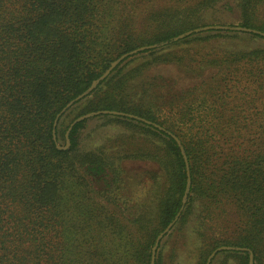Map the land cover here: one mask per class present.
I'll return each instance as SVG.
<instances>
[{"label": "trees", "instance_id": "obj_1", "mask_svg": "<svg viewBox=\"0 0 264 264\" xmlns=\"http://www.w3.org/2000/svg\"><path fill=\"white\" fill-rule=\"evenodd\" d=\"M263 3L0 0V264H150L154 239L174 220L184 194L174 228L184 224L197 201L209 215L230 208L237 218L230 241L216 237L198 247L196 264H205L221 245L253 254L261 249L264 45L199 60L226 76H207V70L206 76L190 77L186 69L181 75V66L193 69L194 58L185 62L161 51L174 42L219 36L264 40V19L257 15ZM223 6L239 9L238 25L205 22ZM204 26L212 27L179 38ZM151 44L162 49L141 50L87 92L111 60ZM232 69L239 74L228 76ZM82 92L89 96L61 114L53 128L57 113ZM100 109L130 113L160 127L125 116L96 117L142 144L139 156L152 168L149 178L156 186L145 193L137 213L119 196L120 169L104 145L82 144L87 118L72 125L67 148L57 147L74 118ZM94 171L103 173L99 178L106 188L91 187ZM99 198L103 203L95 202ZM240 253L247 264V253ZM159 260L157 254L154 264Z\"/></svg>", "mask_w": 264, "mask_h": 264}, {"label": "rangeland", "instance_id": "obj_2", "mask_svg": "<svg viewBox=\"0 0 264 264\" xmlns=\"http://www.w3.org/2000/svg\"><path fill=\"white\" fill-rule=\"evenodd\" d=\"M257 15L259 16V18L264 19V3L258 6ZM241 19V14L237 7L232 6L229 8L223 6L219 7L218 11L213 12L209 17H206L205 22L231 23L238 25L241 22ZM203 32L204 31H200V33ZM195 34L198 33L190 34L182 38L190 37ZM174 43L171 44L168 49L160 46L164 50L161 52H170L171 55L186 58L185 62L190 61V56L194 58V60L191 61V66L193 69L181 66L178 71L179 74L183 75V70L186 69L187 74L185 76L190 77L206 76L205 72L207 70L210 71L207 76H210L211 74H215L214 76H226L223 75L221 71L219 73H216L217 70L211 66V69L209 70V66L205 67L204 62H199V60L201 59L203 61H206L208 58L216 56V53L224 54L240 49H251L253 47L262 46L264 45V40L260 38L251 39L248 36L242 35L240 37L219 36L216 38L208 39L206 41L200 40L199 42L198 40H192L188 43ZM160 47H153L149 49H162ZM140 52L141 51H138L137 53L131 54L126 58L122 59L120 62L117 63L116 66H114V68L108 73L107 76L115 72L117 68L122 66L123 63L127 61V59L137 55ZM115 59L111 60L102 72H104L108 68L110 63L113 62ZM166 71L167 74H171V76H176L177 74L174 70H172V72H169L166 69ZM166 71H164L163 73L165 74ZM238 74L239 71H237L236 69H232L228 76H236ZM99 84L100 82L96 84L95 88L99 86ZM88 96L89 95H87L86 97ZM84 98L72 104L62 114H65L70 108H72L78 102L82 101ZM72 114L73 112H71L66 118H64L63 124L67 120H70ZM100 115L112 114H97L88 117V121L84 124V127L81 130L82 144L87 149L91 148L92 146L104 145V153H106L105 155L110 158V161H115V165H118V168L120 169V174L123 180V188L121 187L119 196L121 198H124L123 201L126 204V208H129V212L130 210H132V212L137 213L141 210L140 204L143 200L145 193L147 191H150V189L153 188V185L156 186L154 179L149 178L152 175V168L148 167L147 163L139 156V154L142 152V149L140 147L142 146L141 142L136 140L131 141V138H126L124 135L121 134L123 129L113 128L108 122L102 124L100 120L96 119V117ZM56 142L58 143V145L63 146L65 144V139L62 140L61 138H59ZM116 156L121 157L119 159H116ZM104 171L106 170L104 169ZM106 172L108 173V171ZM93 174L94 181L90 182L91 187L95 190L106 188L107 186L103 178H99L100 175H103V173L95 172ZM156 179L158 180V178ZM94 200L97 204H99V202L103 203V200H101L100 198L98 200ZM196 203L197 204L194 208L193 213L188 216L187 220L184 222V224L180 226V228H174L175 222L177 221L176 220L173 226L169 229V231L166 232L160 238L155 251V258L157 254L160 255L159 264H196L198 259V247L207 245L216 237L229 238L224 240L230 241L231 232L229 230L234 227L237 219L234 217L232 209H212L209 215V213H207V210L202 205L203 201H197ZM131 215L133 216V213L129 214V216ZM196 230L200 232L201 237L198 236ZM240 252H246L248 255V251L233 249L219 250L213 255L209 264H244V255L241 256L242 253ZM252 258V264H264V242L261 246V249L257 247V250L253 254Z\"/></svg>", "mask_w": 264, "mask_h": 264}, {"label": "water", "instance_id": "obj_3", "mask_svg": "<svg viewBox=\"0 0 264 264\" xmlns=\"http://www.w3.org/2000/svg\"><path fill=\"white\" fill-rule=\"evenodd\" d=\"M212 26H204L202 27L201 29H198V28H194V29H190V30H187L186 32L182 33L179 35V38H182L184 36H187V35H190L192 33H195V32H198L199 30H207L209 28H211ZM214 28V27H213ZM215 28H220V26H215ZM236 30H239V31H249V29L247 28H244V27H240V26H237L235 27ZM178 39V38H176ZM155 47L154 44H151V45H147V46H140V47H137L129 52H126L122 55H120L117 59H115L113 62L110 63V65L108 66V68L102 72V74H100L97 78H95L94 80H92L91 82V85L89 86L87 92H90L95 86L96 84L103 78H105L108 73L114 68V66L117 65L118 62H120L122 59L126 58L127 56L131 55V54H135L137 53L138 51H141V50H144V49H149V48H153ZM87 92H82L81 94L75 96L73 98V101H78L82 98H84L87 94ZM72 105V101H69L65 104V106H63V108L57 113L55 119H54V122H53V128L55 127V124L57 122V119L59 118V116L67 109L69 108L70 106ZM97 114H112V115H118V116H126V117H130V118H134V119H139L141 121H144L148 124L151 123V121H148V120H145L144 118H141V117H138L136 115H133V114H130V113H125V112H121V111H116V110H106V109H103V110H96V111H91V112H87L85 114H82L78 117H76L75 119H73L66 131H65V144L63 146H60V145H57L58 148H61V149H65L68 147L69 145V139H68V132L70 130V128L72 127V125L77 122V121H80V120H83L85 118H88L90 116H93V115H97ZM153 124L155 127L157 128H160L159 125L155 124V123H151ZM53 132V131H52ZM170 136H172V138H174V140L176 141V143L179 145V139L174 135V134H171L169 131L167 132ZM53 138L55 140V135L53 134ZM185 159V164L187 166V162H186V158ZM187 175H188V171H187ZM187 182H189V175H188V178H187ZM185 199H186V194L183 195V199H182V206L180 208V210L178 211V213L176 214V217L174 218L173 221H171L170 223H168L161 232L158 233V235L155 237L154 239V243H153V246L151 248V255H150V264H154V258H155V251H156V248H157V245L159 243V240L160 238L166 233L169 231V229L173 226L174 222L177 220L178 216H179V213L183 207V204L185 203ZM224 249H233V250H242V251H248V263L247 264H252V261H253V253L247 249V248H244V247H236V246H229V245H221V246H218L216 248H214L210 253L209 255L207 256V259H206V262L205 264H209L210 263V260L211 258L213 257V255L219 251V250H224Z\"/></svg>", "mask_w": 264, "mask_h": 264}]
</instances>
